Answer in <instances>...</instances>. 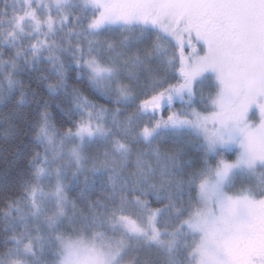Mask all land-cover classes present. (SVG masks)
<instances>
[{"label": "snow or ice", "instance_id": "obj_1", "mask_svg": "<svg viewBox=\"0 0 264 264\" xmlns=\"http://www.w3.org/2000/svg\"><path fill=\"white\" fill-rule=\"evenodd\" d=\"M0 131L25 149L0 178V264H35L73 194L129 238L170 243L172 212L213 174L212 195L241 165L264 177V0H0ZM218 203L226 237L254 224ZM262 235L219 264H264Z\"/></svg>", "mask_w": 264, "mask_h": 264}, {"label": "rangeland", "instance_id": "obj_2", "mask_svg": "<svg viewBox=\"0 0 264 264\" xmlns=\"http://www.w3.org/2000/svg\"><path fill=\"white\" fill-rule=\"evenodd\" d=\"M123 6L128 9L132 7L131 4ZM111 26L120 25L109 23L106 30ZM230 147L237 149L238 145ZM236 169H242L250 174L251 180L234 187L228 178L222 191L212 195L211 186L217 179L213 174L209 179L208 191L200 195L199 207L182 225L187 234L195 233V247L189 255L192 264H212L213 261L219 264L217 259L219 252L227 249L233 254L241 239V234L226 237L222 226L216 223L217 217L221 215L218 201L222 199L233 213L238 208L240 214H243L245 207L251 214L264 207V200L252 203L257 195V185L264 177L259 175L256 167L241 165ZM245 197L250 198L247 204L244 201ZM63 207V213L55 210L57 213L55 223L52 229H49V233H54L55 238L43 253L38 252L39 259L33 258L35 264H168L182 241L179 232L181 226L176 228L175 235L169 237L170 243L156 245L145 243L144 237L126 236L124 223L116 217L99 218L97 219L99 221L88 222L87 219H77L80 218L79 211L73 207L70 199L64 202ZM190 225L198 227L193 228Z\"/></svg>", "mask_w": 264, "mask_h": 264}, {"label": "trees", "instance_id": "obj_3", "mask_svg": "<svg viewBox=\"0 0 264 264\" xmlns=\"http://www.w3.org/2000/svg\"><path fill=\"white\" fill-rule=\"evenodd\" d=\"M80 6V5H78ZM120 27V26H119ZM117 26H111V27H107V31H114L117 28H119ZM136 28H139L140 25H135ZM119 35V34H118ZM185 104H189V98L187 96V93L185 94V100H184ZM180 106V102H177V107ZM165 134L168 135V139L171 140L174 137L177 139H183L185 141H192L197 139L194 135L193 136H189L187 135V130H173V129H163L162 130ZM17 141L16 140H6L4 138V132L0 131V178H6L8 177L11 173H13L19 166L22 165L23 160H22V156L23 153L25 151L24 146L21 145L20 146V152L17 153L15 151V145H16ZM163 147H170V145L167 143V141L161 146ZM10 153V155H9ZM189 153L193 156V157H199V153L195 152L192 149H189ZM5 156H7V160L5 161ZM227 159L229 160H234V157L231 155H227L226 156ZM251 175L245 173L243 170L236 172L234 175H232L230 177V184H232V186H237V185H241L242 183H246V181H250L251 180ZM174 193H176V199H175V205L174 208L175 209H179L182 206L187 204V198H185L184 201H181L179 199V188L174 187L173 189ZM192 196L194 197L193 199V207L192 210L187 213L186 215H181V216H177L175 211L172 212L171 215V224L173 226H175L176 228H178L179 226H182L184 224L185 221H187L192 214L194 213V211L199 207L200 204V194L198 192H193ZM69 199L72 201L73 199H76V209L77 211H79V215L80 218L77 217V219H87L88 222H94L99 221L97 219L99 218H107L108 216L106 214H104L102 211H94L90 208H88L85 203L83 201H81L80 199H77L75 197V195H71L69 197ZM198 200V202H197ZM81 213V214H80ZM180 236L182 237V241L180 242V244H178L177 249L175 250L174 254L172 255V259L170 260V262L168 264H192V262L189 260V255L191 253V250L194 249L195 247V236L193 235H189L187 234V230L184 227H180L179 230ZM188 243L190 244V248L189 249H185L184 245ZM53 257L51 256L50 259H52Z\"/></svg>", "mask_w": 264, "mask_h": 264}, {"label": "flooded vegetation", "instance_id": "obj_4", "mask_svg": "<svg viewBox=\"0 0 264 264\" xmlns=\"http://www.w3.org/2000/svg\"><path fill=\"white\" fill-rule=\"evenodd\" d=\"M228 155H231L234 157V159H236L235 151H233L232 154H228ZM239 171H242V169H233L232 173L229 176V180L232 175H234L236 172ZM251 215L253 216L254 224L244 226L243 229L241 230V239L238 241L236 245V249L233 253L234 255H239L247 246L255 242V240L251 239L250 237L254 236L257 233V231L264 232V207L253 212ZM260 239L264 241V235H262Z\"/></svg>", "mask_w": 264, "mask_h": 264}]
</instances>
